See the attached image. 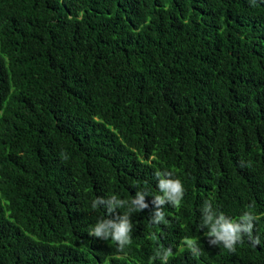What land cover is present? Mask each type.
Listing matches in <instances>:
<instances>
[{"label": "trees", "instance_id": "1", "mask_svg": "<svg viewBox=\"0 0 264 264\" xmlns=\"http://www.w3.org/2000/svg\"><path fill=\"white\" fill-rule=\"evenodd\" d=\"M0 264H264V0H0Z\"/></svg>", "mask_w": 264, "mask_h": 264}, {"label": "clouds", "instance_id": "2", "mask_svg": "<svg viewBox=\"0 0 264 264\" xmlns=\"http://www.w3.org/2000/svg\"><path fill=\"white\" fill-rule=\"evenodd\" d=\"M171 175V173H166ZM159 187L161 189H166V195L168 199L171 200L173 205L178 206L180 203V199L183 195V188L181 182L178 179H170V180H161ZM115 197H113V200ZM158 203H163V199L158 196L157 197ZM94 207L96 206V201L94 202ZM111 210V209H109ZM162 214L160 212L157 213V216L160 217ZM254 217L249 213L245 212L240 219L244 220V224H238L228 219H225L224 215L221 214L218 219L213 220V217L209 215L206 218L205 223H209L210 225V232L208 233L209 236L215 237L214 240L209 241V243H218L223 242L224 247L227 248L229 251H235L234 245L238 242H241V229L244 232L248 233L249 238L252 240L253 244H259V238L252 236V224L251 220ZM109 229H112L111 236L112 239L117 241L121 247L124 244L130 243V237L128 235L130 230V224L128 223L127 216L125 215L123 219H121L120 223H113L111 221H102L95 225L92 229V234L95 236H103L107 238L109 235ZM188 244L190 247L194 245V242L189 240ZM228 252L227 250H225ZM230 253V252H228ZM172 255L171 250L168 249L165 251V256Z\"/></svg>", "mask_w": 264, "mask_h": 264}]
</instances>
